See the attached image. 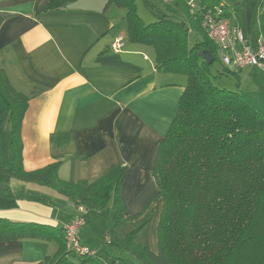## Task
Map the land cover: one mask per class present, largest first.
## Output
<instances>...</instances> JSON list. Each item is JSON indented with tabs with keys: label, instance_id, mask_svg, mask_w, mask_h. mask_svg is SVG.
I'll return each instance as SVG.
<instances>
[{
	"label": "trees",
	"instance_id": "obj_1",
	"mask_svg": "<svg viewBox=\"0 0 264 264\" xmlns=\"http://www.w3.org/2000/svg\"><path fill=\"white\" fill-rule=\"evenodd\" d=\"M158 9L146 23L136 0H105L125 11L127 38L153 48L157 70L185 77L176 114L159 141L151 166L161 200L152 252L136 235L142 226L120 236L124 204L120 185L126 165L108 167L94 180L66 181L59 160L27 171L22 162L21 126L28 96L16 90L0 68V140L9 131L10 162L0 166L6 179L16 178L53 188L76 211L105 218L104 255L67 246L63 224L49 225L0 217V242L23 238L54 240L58 249L35 264H264V110L240 89L218 85L222 76L238 79V70L216 66L218 47L207 35L203 17L237 19L246 2L259 6L258 32L264 44V0H147ZM209 51L208 63L200 51ZM220 56V54H219ZM220 59V58H219ZM51 204L47 196L36 199ZM113 203V215H109ZM84 221V222H85Z\"/></svg>",
	"mask_w": 264,
	"mask_h": 264
},
{
	"label": "crops",
	"instance_id": "obj_2",
	"mask_svg": "<svg viewBox=\"0 0 264 264\" xmlns=\"http://www.w3.org/2000/svg\"><path fill=\"white\" fill-rule=\"evenodd\" d=\"M251 2L257 7L256 37L243 35L256 48L262 40L259 6ZM239 12L231 22L240 27ZM118 36L124 45L113 52L110 44ZM151 48L128 40L125 11L106 6L105 0H0V68L28 96L21 126L24 169L59 160L62 180L91 181L113 164L126 165L120 185L124 217L131 212L139 215L133 223L149 221L144 243L156 252L161 200L154 199L151 166L176 114L185 77L157 70ZM236 82L264 108V74L239 69ZM6 136L3 132L0 140V166L10 162ZM41 196L51 204L37 201ZM76 214L67 197L53 188L0 174V217L61 225ZM57 249L54 240L0 242V264H35Z\"/></svg>",
	"mask_w": 264,
	"mask_h": 264
},
{
	"label": "built area",
	"instance_id": "obj_3",
	"mask_svg": "<svg viewBox=\"0 0 264 264\" xmlns=\"http://www.w3.org/2000/svg\"><path fill=\"white\" fill-rule=\"evenodd\" d=\"M197 0H187L191 10L197 7ZM203 25L208 37L216 43L222 63L230 68L242 69L251 67L264 74V44L258 42L256 48H252L245 39L240 27L225 18H215L210 13L203 17ZM124 45V37L118 36L110 44L113 52H119ZM86 212L83 206L76 207V215L68 222L63 223L65 241L68 247L83 251L86 247L79 244L77 229L84 223L82 215Z\"/></svg>",
	"mask_w": 264,
	"mask_h": 264
},
{
	"label": "rangeland",
	"instance_id": "obj_4",
	"mask_svg": "<svg viewBox=\"0 0 264 264\" xmlns=\"http://www.w3.org/2000/svg\"><path fill=\"white\" fill-rule=\"evenodd\" d=\"M137 1V12L140 14V16L143 18V20L148 23L152 21L155 18V15L153 14L158 13V9L155 7H152V5L147 1V0H136ZM257 20V7L254 3L252 2H247L246 6L243 10L239 12V25L240 28L242 29L243 34L248 32L249 35L255 40L256 34L253 26L255 25V22ZM254 44V41H253ZM153 49V48H151ZM220 56L219 54L217 55V60L215 62L216 66H220L219 59ZM244 68H249L254 71H257L254 68L251 67H244ZM243 69V68H242ZM259 72V71H258ZM260 73V72H259ZM218 85L224 86L226 88H236V79L234 77H227V76H222L218 80ZM261 110H264V108H260ZM5 133L9 134V131L5 129ZM144 208V209H143ZM127 209V207H124V212ZM143 211L149 210L151 211V207H142ZM124 212L121 215L122 217L120 220V225L117 230H120L122 235L127 234L130 230L142 226L139 230V232L136 235V242H140L145 244L144 242L147 240L148 235L150 234V223L147 220L144 225H141L139 223H133V220H136L139 215H136V213H127V216L124 217ZM109 215H113V207L109 208ZM148 219V218H147ZM139 224V225H138ZM107 225H106V220L104 217L100 215H96L93 212L89 213V219L86 221L84 224L79 226L77 229V237L79 239L80 245H85L90 248H95L99 251H101L102 254L105 256L108 255V252L111 251V249L114 250V248L110 247L107 243L106 238H104L105 235H107ZM85 242V243H82ZM90 244V245H88ZM109 250V251H107ZM111 252H109L110 254ZM51 254V253H50ZM113 254V252L111 253Z\"/></svg>",
	"mask_w": 264,
	"mask_h": 264
},
{
	"label": "water",
	"instance_id": "obj_5",
	"mask_svg": "<svg viewBox=\"0 0 264 264\" xmlns=\"http://www.w3.org/2000/svg\"><path fill=\"white\" fill-rule=\"evenodd\" d=\"M200 54L208 63H211L214 60L213 55L207 50L200 51Z\"/></svg>",
	"mask_w": 264,
	"mask_h": 264
}]
</instances>
